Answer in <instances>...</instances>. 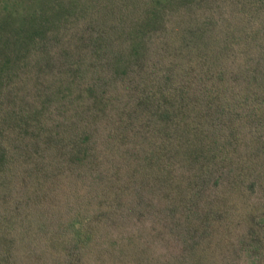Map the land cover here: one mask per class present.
<instances>
[{
	"label": "trees",
	"instance_id": "16d2710c",
	"mask_svg": "<svg viewBox=\"0 0 264 264\" xmlns=\"http://www.w3.org/2000/svg\"><path fill=\"white\" fill-rule=\"evenodd\" d=\"M0 264H264V0H0Z\"/></svg>",
	"mask_w": 264,
	"mask_h": 264
}]
</instances>
